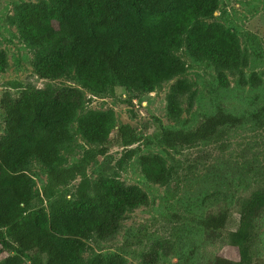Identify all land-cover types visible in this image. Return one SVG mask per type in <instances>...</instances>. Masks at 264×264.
I'll return each mask as SVG.
<instances>
[{"label":"trees","instance_id":"obj_1","mask_svg":"<svg viewBox=\"0 0 264 264\" xmlns=\"http://www.w3.org/2000/svg\"><path fill=\"white\" fill-rule=\"evenodd\" d=\"M218 9L219 0L23 1L17 25L20 38L34 49L33 66L42 78L76 75L84 89L96 94L114 92L117 85L151 93L178 78L167 95L168 116L178 121L184 103L189 111L197 96L194 83L184 76L189 64L180 49L214 67L222 86L229 84L228 72L244 79L249 55L235 31L210 20ZM6 65L0 50V71ZM12 84L21 92L2 100L6 132L0 138V264H23L26 258L33 264H127L123 250L84 256L93 249L90 241L114 239L127 212L150 204L148 193L126 184L118 172L101 173L96 179L87 174L91 159L111 144L118 123L114 110L88 109L87 95L78 87ZM156 121L157 132L146 138L121 125L118 142L130 147L144 141L176 153L219 144L244 125L264 128V105L237 116L226 111L217 96L215 111L194 127L170 128ZM79 139L98 148L70 161ZM135 154L153 183L169 185L179 172L177 163L162 154L139 153L132 147L119 166ZM34 163L47 175L41 193L30 173ZM263 211L264 169L240 197L236 214L225 208L198 220L206 230H225L229 245L238 249V260L220 256L215 264H253L258 253L256 222ZM144 260L157 262L150 253Z\"/></svg>","mask_w":264,"mask_h":264},{"label":"rangeland","instance_id":"obj_2","mask_svg":"<svg viewBox=\"0 0 264 264\" xmlns=\"http://www.w3.org/2000/svg\"><path fill=\"white\" fill-rule=\"evenodd\" d=\"M23 1L41 0H0V50L7 58L6 69L0 71V138L6 132L2 100L7 94L17 98L21 92L13 82L18 81L23 87L45 88L51 84L84 89L76 75L54 79L37 74L33 66L34 49L19 36L17 17ZM210 20H219L238 34L249 55V65L243 80L238 74L228 72L229 84L222 86L214 67L194 59L185 48L180 49L179 54L189 64L184 76L197 89L193 107L188 111L185 102L180 120H171L167 109V95L178 78L163 83L151 93L130 91L120 85L114 92L104 94L84 89L88 109H113L118 121L110 135L109 148L91 159L87 174L96 179L101 173L118 172L126 184L139 185L150 198L149 205L127 212L114 239L90 241L93 249L84 253L86 258L94 252L123 250L127 264H148L145 253L155 254L156 264H215L220 256L239 259L238 249L229 245L225 230H206L198 220L225 208L237 213L240 197L251 188L255 175L264 169V128L244 125L222 143L198 146L182 153L159 145L147 146L144 141L130 146L139 153H160L170 162L175 161L179 172L169 185L153 183L145 177L139 154L119 166L130 149L118 142V130L123 124L132 126L146 138L158 130L156 118L170 128L196 126L215 111L217 96L226 111L237 116L248 115L264 105V0H219V9ZM89 148L98 147L79 139L76 154L70 161L82 158ZM30 173L36 180V190L41 193L47 175L37 163L32 165ZM79 181L80 177L73 180L69 188L75 189ZM256 223L258 253L253 264H264V211ZM23 264L33 263L26 258Z\"/></svg>","mask_w":264,"mask_h":264}]
</instances>
